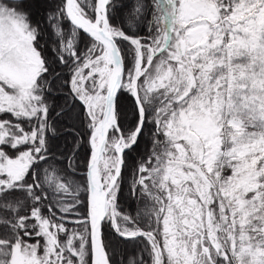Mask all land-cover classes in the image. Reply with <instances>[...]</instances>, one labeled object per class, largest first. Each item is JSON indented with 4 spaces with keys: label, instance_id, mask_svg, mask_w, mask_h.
<instances>
[{
    "label": "snow or ice",
    "instance_id": "snow-or-ice-1",
    "mask_svg": "<svg viewBox=\"0 0 264 264\" xmlns=\"http://www.w3.org/2000/svg\"><path fill=\"white\" fill-rule=\"evenodd\" d=\"M0 264H264V0H0Z\"/></svg>",
    "mask_w": 264,
    "mask_h": 264
}]
</instances>
